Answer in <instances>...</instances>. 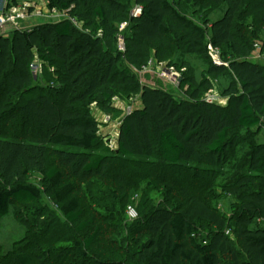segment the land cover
<instances>
[{
  "label": "trees",
  "instance_id": "obj_1",
  "mask_svg": "<svg viewBox=\"0 0 264 264\" xmlns=\"http://www.w3.org/2000/svg\"><path fill=\"white\" fill-rule=\"evenodd\" d=\"M135 1L143 7L140 16H129L119 0H47L50 11L67 17L0 35V221L13 203L25 205L46 195L68 223L78 224L79 234L89 228L94 220L84 218L77 187L65 171L83 178L105 174L111 149H102L107 155L96 152L102 138L93 107L111 114L114 99L125 92L127 97L139 95L142 108L123 118L117 155H147L177 166L205 154L210 164L222 167L230 160V149L242 142L231 136L232 125L251 129L263 122L264 68L247 59L253 45L238 38L234 29L245 4L247 14L264 26V0H202V9L210 3L226 7L208 28L188 18L170 0ZM71 18L90 30L78 29ZM125 22L128 26L121 31ZM121 34L124 50L118 51ZM167 45H177L180 60L169 62L183 71L182 80L189 84L187 100L155 86H142L132 76L134 69L148 64L156 49L162 62ZM211 46L226 57L227 65L213 62ZM187 55L208 64L201 80L184 59ZM37 61L54 70L43 86L33 72ZM123 63L127 68L122 69ZM227 76H234L240 85L229 90L233 93L229 105L208 102L205 95L213 88L210 78ZM139 125L144 143L139 141ZM131 137L139 141L137 149ZM263 151L259 146L242 165L236 164L238 173L232 181L220 185L215 180L216 186L238 198L230 217L186 187L181 188L182 203L167 206L172 186L148 182L154 198L167 191L166 203L146 205L141 212L132 260L136 264H264ZM35 173L42 177L41 186L30 181ZM43 209L42 205L27 208L18 216L35 219L46 229L54 223L42 219ZM97 238L95 229L83 239L58 240L48 247L35 237L28 246L16 249L13 261L52 264L53 250H58L56 264L69 254L88 260ZM95 264L124 262L98 259Z\"/></svg>",
  "mask_w": 264,
  "mask_h": 264
},
{
  "label": "rangeland",
  "instance_id": "obj_2",
  "mask_svg": "<svg viewBox=\"0 0 264 264\" xmlns=\"http://www.w3.org/2000/svg\"><path fill=\"white\" fill-rule=\"evenodd\" d=\"M30 1L36 5V8H42L47 14L44 17H32L25 22L23 21L22 24L27 25L26 29L54 23L67 17V14L58 10L50 11L47 7V0ZM119 1L128 8L129 16H131L133 10L137 7L136 1ZM170 1L178 6L188 18L201 26H206V28L210 27L212 22L220 19L226 8L225 5L210 3L205 9H202L200 6L202 0L190 2L186 0ZM71 20L78 29L90 30V27H86L84 23L77 22L74 18H71ZM125 23L127 25L124 29L128 26V22ZM10 29L8 28L7 31ZM234 31L238 38L253 45L251 54L247 59L259 63L264 68V26L261 21L255 20L253 16L247 14L246 4L236 20ZM210 35L208 34V37ZM123 45L121 34L117 42V50L123 51ZM165 48L167 52L164 55L167 56H164L162 62L158 61V55H161V53L159 49H156L150 59L152 65L145 70L134 69L136 72L132 73V76L142 86H155L179 100H187L189 98L187 92L189 84L182 80L183 71L180 67L172 66L169 62L171 60L179 62L180 60L177 45H167ZM221 58L224 62L226 61V57L222 54ZM184 59L195 68L196 79L201 80L208 64L195 55H187ZM35 64L36 67L33 68V72L37 84L46 85V75H53V68L38 61ZM125 68H127V65L123 63L122 69ZM210 80L213 88L206 93L205 99L227 107L229 98L233 94L229 90L235 84L240 87L239 82L234 76L218 79L210 78ZM56 86L59 87L60 85L57 83ZM238 89L241 91L240 88ZM126 93L114 99L112 103L114 109L111 114L105 113L98 107H93V115L100 125L102 138V144L96 152L106 154L102 149L106 146L111 149V154H106L108 159L105 174L83 178L70 175L65 171L68 179L77 187L76 195L79 197L81 207L85 211L84 218L91 217L94 222L85 232L79 234L76 229L78 224L68 223L46 195H43L37 202L25 205L13 203L10 206L9 213L0 221V264H15L13 255L16 249L20 246H28L35 237L38 242H42L48 247H54L58 240L83 239L95 229H98V238L93 247L88 250L89 259L83 260L69 254L64 260L60 261V264H95L98 259L120 260L124 264H136L131 255L136 250L134 230L138 226L136 223L141 217V212L146 205L157 207L166 203L167 191L164 195L154 198L151 194L153 187H149L148 182H153L154 186L161 183H168L172 186L173 193L167 206L173 207L181 204L183 201L181 188L186 187L192 193L209 201L222 215L231 216L234 206L238 203V198L229 191L225 192L220 185L227 184L235 178L238 173L236 164L242 165L256 148L259 146L264 147V119L261 124L251 129L238 128L232 125L231 136L240 137L243 143L240 142L235 148L230 149V160L222 167L210 164L205 154H197L194 161L189 164L166 165L156 157L149 158L147 155H117L116 151L123 118L142 108V100L139 95L133 94L127 97ZM229 116L232 117L231 110ZM150 131L152 133L151 137L154 138L156 131L152 124ZM143 133V129L139 125V141L142 140V143H144ZM131 141L133 147L137 149L139 141L133 137H131ZM91 153H95V151ZM262 154L264 155V151ZM246 170L248 171V169ZM41 178L39 173H35L30 181L36 186H41ZM216 179L220 184L219 186L215 185ZM40 205L45 207L42 219L45 221L52 220L54 223L46 229H43L44 226L40 225L35 219L28 217L22 219L18 216V213L24 209L33 208L35 210ZM131 208L135 210V213H132ZM262 225L264 226V222H262ZM57 252L58 250H53L52 260L50 261L52 264H56L58 261L56 258Z\"/></svg>",
  "mask_w": 264,
  "mask_h": 264
},
{
  "label": "built area",
  "instance_id": "obj_3",
  "mask_svg": "<svg viewBox=\"0 0 264 264\" xmlns=\"http://www.w3.org/2000/svg\"><path fill=\"white\" fill-rule=\"evenodd\" d=\"M11 2H13V0H0V35H7L8 32H11L12 30H27V25L22 24L23 21L25 22L32 17H44L47 14V12L42 8H36V5L30 0H20L18 3ZM142 11L143 7L137 5L135 10H133L132 16H140ZM126 25L127 23H125L121 29L123 30ZM8 28L11 29L7 31ZM209 55L215 64L227 65L222 60L221 52L218 48L211 46ZM35 63L33 64V68L36 67ZM147 65L141 70H145L147 67H150L152 65L151 61H149ZM207 101L209 102V100ZM131 211L132 213H135L133 208H131Z\"/></svg>",
  "mask_w": 264,
  "mask_h": 264
},
{
  "label": "water",
  "instance_id": "obj_4",
  "mask_svg": "<svg viewBox=\"0 0 264 264\" xmlns=\"http://www.w3.org/2000/svg\"><path fill=\"white\" fill-rule=\"evenodd\" d=\"M124 46V45H123Z\"/></svg>",
  "mask_w": 264,
  "mask_h": 264
}]
</instances>
